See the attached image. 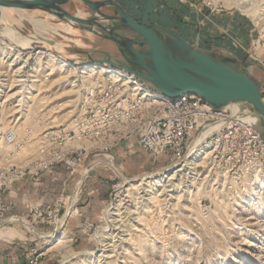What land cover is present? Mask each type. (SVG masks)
Instances as JSON below:
<instances>
[{
  "label": "rangeland",
  "instance_id": "1",
  "mask_svg": "<svg viewBox=\"0 0 264 264\" xmlns=\"http://www.w3.org/2000/svg\"><path fill=\"white\" fill-rule=\"evenodd\" d=\"M182 1L237 12L248 19L255 33L246 52L247 67L252 71L257 68L264 79V0ZM64 7L81 16L89 14L79 0H70ZM2 16L0 173L10 166L25 168V175L16 182L33 179L42 172H28L37 157L41 136L70 127L79 115V102L88 78L85 80L78 69L71 73L67 66H60L59 60L72 67L88 64L84 51H91L96 57L98 51L94 49L105 50L109 43L42 10L4 9ZM30 19H40L42 32ZM2 27L10 28L12 36L1 32ZM9 130L18 134L13 143L1 141ZM116 147L111 157L92 151L73 170L63 165L77 174L76 184L64 197L73 196L78 185L79 192L72 204L67 201L61 207L59 217L64 215L63 225L57 236H39L52 226L31 217L34 207L52 205L56 198L49 204L32 207L28 218L4 213L0 228L21 227L28 236L39 238L41 248L36 252H43L39 260L51 255L52 264H264V167L240 180H227L222 175L209 178L207 162L192 164L193 154L187 158L186 167L166 181L165 186H146L149 190L145 192V185H136L139 179L157 178L160 173L173 171L178 164L168 166L165 155L154 161L139 147L118 160L113 154ZM95 169L103 171L107 180L104 204L97 216L81 222L69 234L64 226L76 214L77 204L85 196L86 181ZM62 234L64 241L55 244Z\"/></svg>",
  "mask_w": 264,
  "mask_h": 264
},
{
  "label": "built area",
  "instance_id": "2",
  "mask_svg": "<svg viewBox=\"0 0 264 264\" xmlns=\"http://www.w3.org/2000/svg\"><path fill=\"white\" fill-rule=\"evenodd\" d=\"M91 64L94 70L79 102V115L70 127L41 136L37 157L28 170L33 175L56 164L73 170L92 151L111 157L112 149L129 138H135L139 148L154 161L167 156V164L172 167L185 159L192 140L214 124L215 130L203 143L207 148L203 160L207 162L209 178L222 175L235 181L264 167V140L255 130L257 117L250 105L236 103L234 108L228 105L216 110L197 94L170 98L124 70L105 63ZM1 140L13 143L16 135L9 130ZM24 169L17 166L3 169L0 189L24 176ZM69 198L60 194L52 205L31 210L34 221L52 226L47 232L53 233L51 238L63 225L64 215L59 217V213ZM7 209L0 200V221ZM42 254L35 252L25 264H38Z\"/></svg>",
  "mask_w": 264,
  "mask_h": 264
},
{
  "label": "water",
  "instance_id": "3",
  "mask_svg": "<svg viewBox=\"0 0 264 264\" xmlns=\"http://www.w3.org/2000/svg\"><path fill=\"white\" fill-rule=\"evenodd\" d=\"M68 1L0 0V18L4 9L45 11L114 44L117 54L94 49L98 56L93 57L91 51H84L87 63L124 70L170 98L197 94L216 110L246 103L257 117L255 130L264 140L263 79L244 68L240 60L201 49L172 28L140 23L117 0H79L89 9L87 16L66 10ZM105 7L110 10L105 12Z\"/></svg>",
  "mask_w": 264,
  "mask_h": 264
},
{
  "label": "crops",
  "instance_id": "4",
  "mask_svg": "<svg viewBox=\"0 0 264 264\" xmlns=\"http://www.w3.org/2000/svg\"><path fill=\"white\" fill-rule=\"evenodd\" d=\"M117 1L135 20L172 28L184 39L201 49L231 55L240 60L244 68L261 79L257 68L252 71L247 67L246 52L253 43L255 30L251 22L241 14L207 9L193 1ZM138 147L135 138H129L121 142L114 149L113 154L119 160L121 155ZM76 181L75 172H70L63 165L56 164L33 179L23 178L5 186L0 192V200L8 206L5 214L28 218L32 207L49 204L59 194L69 193ZM106 184L107 180L103 171L91 170L85 185V196L78 202L76 214L69 217L64 226L67 233L71 234L81 222L97 216L104 204ZM78 192L79 185L73 196L69 198V204L73 203ZM24 225L28 226V224ZM38 226L42 230H47L44 225ZM1 233L7 235L2 237ZM39 236H46V232L39 233ZM40 248V239L28 236L23 228L17 229L12 226L0 228V264H25L27 259ZM38 264H52V256H44Z\"/></svg>",
  "mask_w": 264,
  "mask_h": 264
},
{
  "label": "bare ground",
  "instance_id": "5",
  "mask_svg": "<svg viewBox=\"0 0 264 264\" xmlns=\"http://www.w3.org/2000/svg\"><path fill=\"white\" fill-rule=\"evenodd\" d=\"M3 18V16H2ZM31 23L34 25V27L39 31V32H42L43 30V25L40 21V19H30ZM4 34H8L9 36H12V31L10 28H7V27H2V31ZM60 62V66H67L68 67V70L72 73L73 71H75L76 69L79 70V72L82 74V77H84L85 80H87L89 74H91L94 70V67L92 64H87V65H81V66H78V63L76 64L77 67H72V65H69L66 63L65 60H62L60 59L59 60ZM71 66V67H70ZM83 79V80H84ZM29 88V87H28ZM33 96H26V98H31L32 99ZM30 100V99H29ZM229 106L231 108H234L236 106V103H233V104H229ZM55 120V119H54ZM22 125V124H21ZM20 128V127H19ZM216 128V124L214 125H209L207 127H205L193 140L192 142L190 143L189 147H188V150H187V153H186V156H185V159H183L182 161H179L178 165H176V168L167 173V174H164V173H160L157 178L156 176H148V177H143L142 179H139V181L136 183V185L140 186V185H145L144 188H143V191H148L149 189L146 188V186L150 187V186H163L165 184L166 181L168 180H171L173 177H174V174H176V172H179L181 169H183V167H186L185 165L188 164V162H186L187 158L191 155L194 154V157L192 159V164H195V165H199L201 162H203V159H204V156L207 154V148L206 146L203 144L205 143V140L206 138L211 134L212 131H214ZM15 130V129H14ZM13 130V132H14ZM19 130V129H18ZM23 130V129H21ZM15 132H17V130H15ZM14 132V133H15ZM20 132V131H19ZM18 135V134H17ZM16 135V136H17ZM2 141V140H1ZM204 163V162H203ZM201 165V164H200ZM174 166V165H173ZM195 167V166H194ZM168 183V182H166ZM130 184L131 186L133 185V183H128ZM170 184V182H169ZM165 186V185H164ZM140 188V187H139ZM165 188V187H164ZM151 190V189H150ZM159 192V191H157ZM22 222L24 224H27V222H24L22 220ZM31 228H32V225L30 224L29 225ZM59 233V232H58ZM53 233H46V236H50L52 235ZM2 237H4L3 235H1ZM54 236H57V235H54ZM64 241V234H62L61 236H59V238L57 239L56 243L55 244H59V243H62Z\"/></svg>",
  "mask_w": 264,
  "mask_h": 264
},
{
  "label": "flooded vegetation",
  "instance_id": "6",
  "mask_svg": "<svg viewBox=\"0 0 264 264\" xmlns=\"http://www.w3.org/2000/svg\"><path fill=\"white\" fill-rule=\"evenodd\" d=\"M104 41H107V42L109 43V44H107V45L105 46V47H106L105 50H109V51H111L112 53L117 54V52H116V48H115L114 44H113L112 42L108 41V40H105V39H104Z\"/></svg>",
  "mask_w": 264,
  "mask_h": 264
},
{
  "label": "trees",
  "instance_id": "7",
  "mask_svg": "<svg viewBox=\"0 0 264 264\" xmlns=\"http://www.w3.org/2000/svg\"><path fill=\"white\" fill-rule=\"evenodd\" d=\"M262 96H264L263 93H262Z\"/></svg>",
  "mask_w": 264,
  "mask_h": 264
}]
</instances>
